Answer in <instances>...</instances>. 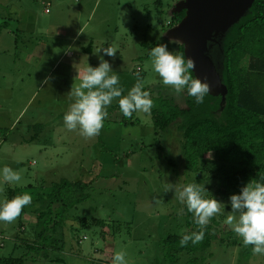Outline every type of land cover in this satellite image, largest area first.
I'll return each instance as SVG.
<instances>
[{
    "label": "rangeland",
    "instance_id": "rangeland-1",
    "mask_svg": "<svg viewBox=\"0 0 264 264\" xmlns=\"http://www.w3.org/2000/svg\"><path fill=\"white\" fill-rule=\"evenodd\" d=\"M184 1L0 0V169L8 166L22 177L14 184L0 181V203L9 190L33 196L62 180L92 181L87 198L68 211L55 233H46L53 237L47 260L26 246L41 233L34 213L46 199L32 200L10 223L0 221V264L9 256L23 257V264H112L118 251L128 264H264V255H248L227 223L229 197L246 183L231 188L223 172L238 167L221 166L208 155L201 168L217 179L197 182V174L185 171L180 134L170 128L156 135L150 112L125 118L119 98L108 107L98 136L86 139L63 123L73 102L68 93L80 82L77 72L98 66L104 55L99 50L107 47L116 51L104 59L119 74L124 95L140 77L152 99L161 95L184 107V90L164 85L149 55L156 43L175 52L183 46L172 35L171 16ZM49 76L51 84L43 85ZM168 183L205 185V198L221 187L228 192L215 195L225 210L210 220L195 252L163 248L167 238L199 229H187L186 208L174 190L167 191Z\"/></svg>",
    "mask_w": 264,
    "mask_h": 264
},
{
    "label": "trees",
    "instance_id": "trees-1",
    "mask_svg": "<svg viewBox=\"0 0 264 264\" xmlns=\"http://www.w3.org/2000/svg\"><path fill=\"white\" fill-rule=\"evenodd\" d=\"M184 16L185 11L173 13L172 26L179 24ZM208 46V55L227 90L225 101L222 103L221 96L209 94L204 103L197 104L185 89L183 108L158 95L152 99L154 106L150 114L156 135L170 128L180 134L185 171L197 174V182L208 178L213 181L217 179L215 173L207 177L204 174L205 168H201L207 156L212 155L221 166L238 167L223 172L227 184L237 188L264 177V0H254L244 16L222 36L216 37L215 42L208 43ZM178 53L184 54L183 46H179ZM192 75L195 78L193 72ZM36 128L39 132L42 130L39 126ZM91 185L92 181L62 180L49 191L32 196L36 203L46 199V204L43 210L34 213L36 227L41 229V233L37 235L35 243L26 244L29 251L42 252L43 258L48 259L47 251H51L49 248L53 237L46 233L56 232L64 223L68 211L87 198L85 192ZM227 193L222 187L215 191V195L221 197ZM6 194L7 200L17 196L12 190ZM55 205L57 208L54 209ZM185 225L187 229L193 225L199 227L186 209ZM208 227L204 235L209 233ZM198 231L191 230V233ZM191 233L167 238L163 248L173 245V254L195 252L197 243L189 241L184 247L180 245L181 238ZM245 249L248 255L253 254L251 245ZM23 259L11 256L1 258L3 264H23Z\"/></svg>",
    "mask_w": 264,
    "mask_h": 264
},
{
    "label": "clouds",
    "instance_id": "clouds-1",
    "mask_svg": "<svg viewBox=\"0 0 264 264\" xmlns=\"http://www.w3.org/2000/svg\"><path fill=\"white\" fill-rule=\"evenodd\" d=\"M104 55L99 56V64L92 67L87 64L84 73L76 78L79 84L73 85L68 93L73 102L63 115V123L67 130L77 131L84 138L98 136L108 118V107L113 100L118 99L120 112L125 118H131L133 113H149L154 106L149 91L144 90L143 79L137 78L134 86L124 95L120 85V77L113 71L112 65L104 56L113 57L116 51L111 47L102 48ZM152 67L164 85L171 86L176 93L186 89L188 96L195 103H204L210 94L211 86L207 81L194 78L195 61L186 58L184 54L170 51L166 43H156L149 50ZM52 77H46L43 85H50ZM22 177L18 171L5 166L0 169V181L7 184L19 183ZM174 190V197L193 216L194 223L199 226L198 232L184 235L180 240L182 247L189 241L196 244L203 240V229L210 220L225 210L226 205L213 196L205 198L208 193L205 185L186 183L173 185L168 183L167 191ZM231 212L227 223L232 225L234 232L242 238L245 246L251 245L253 254L264 255V177L251 180L239 190L238 194L229 197ZM32 203L28 193L14 196L11 200L0 203V221L12 222L20 216L23 209ZM184 212V208L180 209ZM112 264H128L126 253L118 251L114 254Z\"/></svg>",
    "mask_w": 264,
    "mask_h": 264
},
{
    "label": "water",
    "instance_id": "water-1",
    "mask_svg": "<svg viewBox=\"0 0 264 264\" xmlns=\"http://www.w3.org/2000/svg\"><path fill=\"white\" fill-rule=\"evenodd\" d=\"M254 0H185L175 11H185L184 18L172 27L173 37L183 45L184 55L195 61V78L207 81L211 96L225 101L227 90L211 58L208 43L215 42L242 18Z\"/></svg>",
    "mask_w": 264,
    "mask_h": 264
},
{
    "label": "crops",
    "instance_id": "crops-1",
    "mask_svg": "<svg viewBox=\"0 0 264 264\" xmlns=\"http://www.w3.org/2000/svg\"><path fill=\"white\" fill-rule=\"evenodd\" d=\"M84 50H86V51H89V47H88V48H86V49H84Z\"/></svg>",
    "mask_w": 264,
    "mask_h": 264
},
{
    "label": "built area",
    "instance_id": "built-area-1",
    "mask_svg": "<svg viewBox=\"0 0 264 264\" xmlns=\"http://www.w3.org/2000/svg\"><path fill=\"white\" fill-rule=\"evenodd\" d=\"M46 12H48V10H46ZM138 71H139V69H138Z\"/></svg>",
    "mask_w": 264,
    "mask_h": 264
}]
</instances>
